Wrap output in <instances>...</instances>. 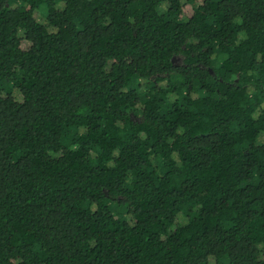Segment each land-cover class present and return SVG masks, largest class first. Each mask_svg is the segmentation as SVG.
<instances>
[{"label": "trees", "instance_id": "1", "mask_svg": "<svg viewBox=\"0 0 264 264\" xmlns=\"http://www.w3.org/2000/svg\"><path fill=\"white\" fill-rule=\"evenodd\" d=\"M0 264H264V0H0Z\"/></svg>", "mask_w": 264, "mask_h": 264}, {"label": "rangeland", "instance_id": "2", "mask_svg": "<svg viewBox=\"0 0 264 264\" xmlns=\"http://www.w3.org/2000/svg\"><path fill=\"white\" fill-rule=\"evenodd\" d=\"M180 62V60H178Z\"/></svg>", "mask_w": 264, "mask_h": 264}]
</instances>
